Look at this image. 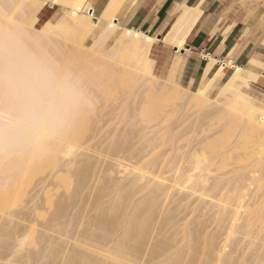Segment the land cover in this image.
Masks as SVG:
<instances>
[{"label":"bare ground","instance_id":"6f19581e","mask_svg":"<svg viewBox=\"0 0 264 264\" xmlns=\"http://www.w3.org/2000/svg\"><path fill=\"white\" fill-rule=\"evenodd\" d=\"M121 1L122 0H108L103 10L96 15L91 0H0V41H8L13 46L25 45L33 50L46 54L53 62L62 69L70 72L80 81L88 101L87 105L70 121L63 134L49 145L45 154L38 157L11 156L0 158V229L2 228V232L5 231L4 234L0 233L8 237L3 238L6 239L3 241H8L4 246L6 250L10 251L8 254H6L5 251H0V260L11 261L15 258L24 264H236L234 263L236 259H234L230 253L233 252L236 254V246L239 243L242 244L240 238L242 236L244 237V235H246V237H254L256 235L255 238L257 237V239H259L260 237L258 238L257 233L261 231L264 232V210L259 208V205H257L253 211L251 210L252 213H250V215H254V217L257 218L258 226L252 227L253 224L250 223V215V217H244V215L241 214L242 209V213L244 214L249 211V207L252 206L250 202H252V204L254 203V205L259 203V201H255L256 199L253 201L254 198L252 195H258L260 192L264 191V183H261L264 180H262V177H264V154L262 155L264 152V101L259 99L258 103L252 102L247 93L241 90L244 88L247 91L250 89L256 91L253 87L254 83L260 78H264V62L258 58L251 57L243 64H239L232 63L229 58H218L206 54L204 56L207 59V63L204 71H202L203 73L198 76L194 82L187 86L180 83L166 84L168 88L180 87L186 94L196 99L200 105H206L208 108H214L219 104L223 105L226 110L224 115L228 117V120L230 119L229 121H236L237 125L240 127L242 131L241 138L243 140L245 138L249 139L251 136L254 138V144H257L259 155L257 158L254 157L256 160L254 159L255 161H252V165H249L250 163L248 164L250 167L248 175L236 174V176L228 177L225 180H222L223 178L221 177L215 178L214 174H212L213 165L218 158L211 157V155L208 156L207 152L202 148L205 140L201 138L195 139L192 142V148L186 152L188 153L186 156L182 153V147L176 146L173 149L175 153L180 151L181 155L178 159L172 161L171 168L169 167L171 173L168 177L162 176L165 175L162 173V175H160V173L155 175L153 170L155 168L150 165V162L148 164V169L144 162V160L148 159L145 157V155L147 156L146 153L151 152L154 148L153 146H155L152 145L151 147L152 143L150 142H152V139L146 138L147 141L144 140L146 144L143 145V150H137L136 152L138 153L135 152L136 149L132 151L133 154L135 152V156L136 154L140 155L147 151L145 155L142 154L140 157L137 155L138 158L136 160H140V163L142 162L140 166L135 165H139V162L137 161V163L135 158V164L129 163L130 160H133L131 158L124 164L126 160L123 162L122 157L121 160H119L120 162L118 161L117 163V160L114 162L115 166L117 165V167L121 168L119 171L121 178L119 175L114 177V180L117 179L118 182L127 180L125 185L122 183L123 186H121L119 183L121 186L119 187L118 182L114 185V181L107 176V174L113 171L109 169L111 171L110 173L108 170V173L104 172L109 179H101V181L103 179L105 181L104 187L100 186L101 188H99L97 192H95L97 189L93 191L96 194H92L95 197V200L92 199L94 202L92 207L90 209L87 207L88 210H86V205L77 202L79 201L82 190L91 178L93 176L95 178V174L96 177L99 176L98 172L94 173V164H92L93 157L88 156L90 159L89 161H92V163L89 161L79 163V161H77L80 160L78 159L79 156L77 158L75 157L78 143H80L84 137V133L91 125L90 118L93 116L94 110L92 107L94 101L97 100L96 98H99L98 95L95 94H98V91H100L101 94L105 93L104 95L109 97L115 84L112 77L113 73L110 74L108 83H105L104 86H101L102 82H99L100 78L97 76H89L92 72V70L89 71V69L92 68V64L88 63L90 58L86 60V58L89 57V55L87 57L86 54L92 52L109 58L115 57L120 63L128 67L130 73L136 77L143 78V85L146 88H150L152 84L157 83L158 78H160L155 73V61L150 56L151 46L157 41L156 36L146 34L144 31L134 29L133 27L124 26L120 22L117 13ZM45 4L59 6L63 11L55 22L46 21L41 28L28 27L22 22L23 15L32 11L38 12ZM200 10L201 9L196 6L186 7L181 16L164 35V42L175 46L178 52L181 51L184 48L186 36L201 13ZM37 12L34 20H37ZM98 27H100V31L96 39L91 45L85 46L84 42L86 36ZM51 35H60L70 38L72 44L76 47V56L70 55L68 51H66L68 52L66 53L58 48L59 42H57L58 45L57 43L54 44L55 41L53 42L52 40L55 39L51 40ZM258 37L260 38V36ZM262 37L264 39V36ZM108 39H112V45L105 53L98 49L94 50L95 46H100ZM229 55L230 53L228 56ZM95 65L96 63L92 66ZM226 67L230 70L229 74L215 91L214 87L216 86V81L224 75L223 71ZM98 73L104 74L103 71L97 72V75ZM88 86H91V88L96 87L95 91H98H94V94L93 90ZM228 97H230V99H228ZM174 111L180 112L182 115L185 114L181 108ZM211 113L215 114L216 112L210 109L205 113V116H210ZM9 115L13 118L17 115V105L15 103H10L4 96L3 90L0 89V122L6 120ZM125 138L127 139V136ZM125 138L124 140H126ZM125 142L123 141L121 144L124 145ZM125 144V147H127V143ZM233 146H236V144ZM148 147L151 148L149 149ZM79 149L82 150V152L84 150L83 148ZM139 149H141V147ZM233 149L234 148L231 146L228 151L229 154ZM185 151H187V149ZM130 152L131 151H129V153ZM132 152L131 155L133 156ZM154 152L155 151H152L151 155L155 154ZM85 154L87 156V151ZM248 155L250 156V153H248ZM97 156L99 157V155ZM100 157L102 158V156ZM85 158L83 157V159ZM88 158L85 160H88ZM104 158L102 159L104 160ZM154 160L157 163V158H153V161L150 159L151 162L155 163ZM162 160L164 161V159ZM96 161L98 164L97 162L95 164H97V167L99 166L98 168L101 170L105 169L100 166V164H103L102 160L101 163L99 160ZM121 161L123 163H121ZM147 161L149 160H146V162ZM78 163L80 165H77ZM164 163L165 162H163V164ZM104 166L106 167V165ZM150 166L153 168L151 169L152 171L149 169ZM163 170L164 173L165 169L163 168ZM117 171L113 172L116 173ZM38 175H40L39 179L36 178L35 180V177H38ZM62 175L65 176L63 177ZM103 175L100 173V176ZM49 177L53 178L51 180H58V183L59 178H61L60 181H62L67 188L65 191L62 189L65 192L64 194L54 192V186L50 188L47 187L52 183L48 181ZM118 177L121 180L118 179ZM238 180L243 181L242 185H240L241 188L237 187L235 184ZM72 182L74 185L73 188L70 189V183ZM36 185H39V188L35 189ZM93 186L92 188H94ZM45 187H47V189H45ZM86 187H88V185ZM224 187L227 188V191L223 190ZM51 188L53 189L51 190ZM56 188L55 190L58 191ZM89 188L88 190H90ZM238 188L240 191L236 190ZM31 189H33V192L27 197V193ZM172 189H176L181 195V200L188 198L187 200L189 202L192 199L202 202L204 198L208 197L210 202L215 205L214 208L217 206V212L216 209H213L214 212H219L221 215L224 213L226 214L229 208L228 206H230L228 210L230 212V216H228L230 220H228L229 222L226 226L224 225L225 221L223 223L226 229L223 230H225L226 233L224 231H219L218 233H216L217 231L214 233L211 232V234L205 235L204 238L200 233L198 234L200 239L196 231L197 236H194V238L190 236V232L194 230L191 229L190 231L188 228H184L186 224L184 222V227L181 229L182 234L179 235L181 237L177 236L182 242L176 245L180 240L177 239L178 241H176V235L174 236L172 234L176 233L174 229L177 226H175V228L173 227L175 232L167 234L169 233L168 231H170L168 229V231H165L167 233L161 234V225H164L166 230L168 226V228H171V225H173L171 222L172 214L169 216V213L166 214V218L161 219L165 223L159 221V223L162 222L160 225L157 221L159 229L155 230V228H158V226L155 227L154 224H156L155 221L158 217L155 218L158 212L157 209L160 205V197H164L165 200L168 199V196L172 195ZM261 189H263V191H260ZM40 191L43 192H41L43 195L39 194ZM85 191H87V189ZM235 191H237V194L233 196ZM229 192H231V194ZM89 195L87 199L91 197V191ZM246 195L248 197L251 195L253 199L249 197L251 200L248 202V200H245L246 198L244 199ZM104 197L108 198L104 200L105 203L102 201ZM172 197L174 198V196ZM24 198L26 202L23 203L21 207L19 206L20 208L15 209L14 207L19 203L21 205ZM262 202L264 203V199ZM163 203L164 200L162 204ZM263 203L261 204L264 205ZM77 204H79V207H75L78 206ZM194 204L192 209L195 207L194 209L203 210L201 205L194 206ZM91 210H94L93 214L90 212ZM209 210L212 211V208ZM228 211L227 213L229 214ZM88 213L91 215L87 216L89 215ZM216 217L218 218L217 215ZM254 217L252 219H254ZM169 220L170 222H168ZM195 222L196 221H194V223ZM216 222L214 223L216 224ZM169 223L172 224L170 225ZM165 224H167V227ZM181 224L182 223L179 225ZM188 224L187 222V226H189ZM153 226L155 227L154 230ZM190 226L189 229L191 228ZM250 226L256 229L254 231V236L252 235L253 232L250 233ZM197 227L195 230H197ZM8 228L9 230H7ZM151 229L152 232H157L156 236L158 233L162 235L156 243L153 241L155 245L153 249L147 247V240H149V236L151 238L153 235ZM235 233L243 234H241L242 236L238 241V237H235L236 240L233 238ZM224 234L225 236L220 237ZM158 236L160 235L158 234ZM28 237H30L31 243L34 245L33 248L35 249L33 250L23 247V243ZM198 238L200 240L203 238V243H200L201 241L198 243ZM243 239H245V237ZM193 240L196 242V245ZM251 240L249 242H251ZM261 240L264 243V239L262 238ZM261 240H259V243ZM254 241L258 240L254 239ZM197 243L202 244V246H199ZM247 245L248 247L252 246L254 250H257L258 246L260 247V245L255 246L256 244H254V242L248 243ZM193 246H197V249L200 247V255L197 253L198 250ZM239 246L240 245L237 246V250ZM227 247H229V249H227ZM245 249L247 248L245 247L244 250ZM242 250L243 249H241V251ZM256 250L252 253L255 254L252 257L253 259L251 258L252 262H249L250 260L246 261L245 257H243V260L239 259V263L264 264V249L263 252L261 251L262 248H258L257 252ZM5 256L9 257L5 260ZM197 256L200 258H197ZM197 259L199 260L197 261Z\"/></svg>","mask_w":264,"mask_h":264},{"label":"rangeland","instance_id":"374dc122","mask_svg":"<svg viewBox=\"0 0 264 264\" xmlns=\"http://www.w3.org/2000/svg\"><path fill=\"white\" fill-rule=\"evenodd\" d=\"M45 5H47L46 10H44V9L42 10V8ZM45 5L42 6L38 12L32 11V12H29V13H26L25 15H23L22 16V22L28 27L32 26V27H36V28H41L42 25L46 21L55 22L59 18V16L63 13V11L60 9L59 6L52 9L50 5H48V4H45ZM36 12H37V20H34ZM96 15H98V14H96ZM99 31H100V27L96 28L92 33L88 34L86 36L84 45L85 46L91 45V43L96 39ZM51 36H52V38L50 37L51 40L55 39V40H52L53 42L55 41L54 44L59 42V45L57 43L58 48L62 49L65 52L68 51L69 53L68 52H66V53H68L70 55L76 56L77 50H76V47H74V45L72 44V40L70 38L62 37L60 35H56V36L51 35ZM111 45H112V39H108L104 43H102L100 46H95L94 50L98 49L99 51L105 53L107 51V49L111 48ZM86 55H87V57L89 55V57L86 58V60H88L89 58L91 59V60L90 59L88 60L89 62L87 61L88 63H91L92 65L96 63L95 66L91 65L92 68H90L89 71L92 70V72L90 73L91 75H89V76L90 77L91 76L92 77L97 76L98 78H100L99 82H102L101 86H104L105 83L106 84L108 83V79L110 77V74L113 73L112 77H113V80L115 81V84H114V89H113L112 93L109 95V97L107 95H104L105 93L101 94L100 91H98V90L95 91L96 87L91 88V86H88V87H90V89L93 90V92L98 91L100 94L99 93L95 94V92H94V94L98 95L99 98H96L97 100H95L94 104H93L94 108L92 107V109H94L95 112L93 110V114H92L93 116L91 115L92 117L90 118V120H91L90 124L91 125L89 126L87 131L84 133L85 138L83 137L82 140L80 141V143H78V148L76 150V156L75 157L77 158L79 156L78 159H80V160H77V161H79V163L89 161L90 159L88 158V156L93 157V163H92V161H89V162L94 164V171H95L94 173L98 172L99 176H100V173L102 175L104 174V172L108 173L107 170L109 171V173L112 170L114 172L118 170L117 171L118 175H117V172L114 173L113 171H112V173H110L111 175L107 174V176L112 181H114L113 182L114 185H116V182H118V180L115 179V180H117V181H115L114 177L120 175V178H121V174L119 173L121 168L117 167V165L115 166L114 162L117 160V163H118V161L121 160V157H122L123 162H124V160H126L124 162V164H126V162H128L131 158L133 160H130L129 163L131 162L132 164L133 163L135 164L138 161L139 165L138 164H135V165L140 166V164L142 162L140 163V160H136L138 158L137 157L138 154H136V156H135V152L137 150L138 151L143 150L144 148L142 149V147H144L143 145L146 144V141H147L146 138H149V139H152V142H150V143H152L151 147H152V145H155V146H153L154 148L152 150V151H155L154 152L155 154H153L154 156L151 155L152 151L149 153H146L147 152L146 151L145 153L147 154V156L145 155V153H141L138 156L140 157L142 154H144L145 157L148 158V159H146V160H149L147 162L144 159H142V160H144V162L146 163L147 169H148V164L150 162V165L153 166V168H155V169L151 168V166L149 169L150 170L153 169L155 175H158V173H160V175L165 174L162 176L168 177L171 173L169 169L171 168L170 166L172 165L171 164L172 161L174 159H178L181 155L180 151L175 153L173 149L176 146L182 147L181 148L182 153H184V155L186 156L188 154L186 152H188L192 148V145H193L192 142L195 139L201 138V139L205 140L203 145H202V148L204 151L207 152L208 156L211 155V157L218 158L216 160L215 164L213 165L212 174H214L215 178L221 177V178H223L222 180H225L228 177L236 176V174H243V175L249 174V171H250L249 165H252L251 164L252 161L254 162L256 160L255 158H257V156L259 155L258 147L256 146L257 144H254V138L252 136H251V138H249V139L245 138L244 140L241 138L242 137V131H241L240 127L237 125L236 121H232V120L229 121L230 119L228 120V117H226L224 115L226 110H225V107L223 105L219 104L218 106H216L214 108H208L206 105H200L196 101V99H194L193 97L186 94L184 92V90L181 89L180 87L168 88L167 85H170L172 83L177 84L179 82L174 81L170 78L161 77L156 68H155V73L160 78H158L157 83L152 84V86H151L152 88L151 87L146 88L143 85L144 84L143 78H139V77L134 76L132 73L129 72L128 67L126 65H124L123 63H120V61L117 60L115 57L109 58V57H106L103 55H98V54L92 53V52H89ZM150 56L153 57L152 51L150 52ZM92 60H93V62H92ZM99 66H100V68H99ZM102 71L104 74L98 73V75H97V72H102ZM218 88H219V85H216L214 87V90L216 91ZM242 91H244V90H242ZM228 99H230V97H228ZM249 99L252 102H255L252 98H249ZM179 108H181L182 111L185 112L184 115H182L180 112L174 111L177 109L179 110ZM210 109L215 110L216 113L215 114L211 113L210 116H205V113ZM150 129H151V131H150ZM126 136H127L128 140L125 138ZM124 138L126 140H124ZM144 140H146V141H144ZM242 140H243V142H242ZM123 141L124 142L126 141L125 143H127L128 148L125 147L126 146L125 143H124V145L121 144V143H123ZM142 142H143V144H142ZM235 144H236V146H233ZM140 145H142V146H140ZM79 146H81V147H79ZM122 146H124V147H122ZM231 146L234 149L229 154L228 151L230 150ZM255 146H256V148H255ZM140 147H141V149H139ZM79 148H81V149L85 148L86 150L84 149L82 152V150H80ZM89 148H90V150H89ZM125 148H126V150H125ZM133 149L134 150L136 149L134 154L132 152ZM157 149H158V151H157ZM186 149H187V151H185ZM256 149H257V151H256ZM91 150H93V151H91ZM86 151H87V156L85 154ZM129 151H131L133 156H135V157H133L131 155V152L129 153ZM156 151H157V154L160 153L161 155L159 154L158 156H156L157 155ZM136 153H138V152H136ZM248 153H250V156L248 155ZM263 154H264V152L262 153V155ZM97 155H99V157ZM106 155H108V156H106ZM212 155H214V156H212ZM100 156H102V158L105 157L106 159L104 158V160H103ZM149 156H150V158H149ZM83 157L84 158L87 157L88 160H85L87 158L83 159ZM117 157H120V158H117ZM134 158H135L136 162H135ZM153 158H155V159L157 158V160H158V161L156 160L157 163L155 162V160H154L155 163L150 161V159L153 161ZM251 158H253V159H251ZM100 159L102 160V163H103L102 165L100 164L101 163ZM162 159H164V161ZM96 160H99L100 166L104 167L105 169L101 170L100 168H98L99 166L97 167L98 162ZM105 161L107 162V164ZM96 162H97V164H95ZM123 162L121 161V163H123ZM163 162H165V163L163 164ZM167 162H168V164H167ZM79 163L77 165H80ZM129 163H127V164H129ZM104 165H106V167ZM159 165H160V167H159ZM161 168H162V170H161ZM163 168L165 169L164 173H163V171H164ZM155 170H156V172H155ZM62 176L64 177L65 175H62ZM99 176L96 177V174H95V178H94V176L91 178V180L87 184L88 187H86L87 185L85 186V188L82 190V192L80 194L79 201H77L79 204L86 205V210L90 209L92 207V204L94 203L92 199L95 198L93 195H95L96 193H94L93 191H95V189H97L95 191V192H97L99 190V188L104 187V185H105L104 179L105 178L109 179L108 177H106V174H104L103 176H100V178H99ZM39 177H40V175H38V177L36 176L35 180H36V178L39 179ZM63 177H62V179H63ZM102 178H104V179L101 181ZM120 178L118 177V179H120ZM51 179H53V178L49 177V179H48V181L52 182L50 184L51 186L48 185L47 187L50 188V187L54 186L53 187L54 192H57L58 194H64L65 193L64 191L67 188L65 187L63 182L60 181L61 178H59V183L57 182L58 180H56V179L51 180ZM96 179H97V181H96ZM99 179H100V182H99ZM263 179H264V177H262V180ZM89 183H90V185H89ZM119 183L121 184V186H123V184L125 185V183H127V180H123L121 182H118V186L121 187ZM242 183H243V181H241V180H238L235 182L236 186L239 188H241L240 185H242ZM261 183H264V180ZM59 185H61V186H59ZM73 185H74L73 182L70 183V187H71L70 189L73 188ZM92 186L94 188H92ZM47 187H45V189H47ZM89 187H91V188H89ZM37 188H39V185L35 186V189H37ZM53 188H51V190ZM55 188L58 191H56ZM88 188L90 190H88ZM239 188L236 190L240 191ZM86 189H87V191H85ZM91 189H93V190H91ZM263 189H264V184H263ZM263 189H261L260 191H263ZM223 190L227 191V188L224 187ZM53 191H51V192H53ZM90 191H91V197H89V199H87L88 196H90L89 195ZM32 192H33V189H31L27 193V197L30 194H32ZM41 192L42 191H40L39 194L43 193V192L42 193ZM263 192H260L258 195L255 194V196L251 194L254 199L251 197V195L249 196L253 199V201L255 199H256L255 200L256 202L259 201V203L255 204V205H254V203L252 204V202H250L251 199H249V197L247 195L244 197V199L246 198L245 200H248V202H250L252 206L249 207L250 208L248 211L249 214H248V212L246 213L245 211H244L245 214L242 213L243 209L241 210V214H243L244 217L245 216H247V217L251 216L250 223L253 224V226L251 224L252 227H254L256 225L258 226V220H256L257 218L254 217V215L253 216L250 215V213H252L253 209H255L257 205L260 206L259 208L264 210V207H263L264 205L261 204V203H263L262 201L264 199ZM229 193L231 194V192H229ZM171 194H172L171 196H168L169 198L167 197L168 198V199H166L167 201L164 199V197H162V196L160 197L161 199H160V205L158 208L159 210L157 209L158 212L156 211L157 214H156L155 218L157 216L158 217H157V220L155 221L156 224H154L155 227L158 226L157 221L159 223V221H162L161 219L166 218V214L169 213L168 214L169 216H171L170 214H172V217H173V219L171 217V220H172L171 222L173 223V225H171L172 223H169L171 225V228H168L169 226L167 227V224H168V222H170V220L167 222V224H165L167 227V230H166L164 225L160 224L163 221L159 223L162 226V227H160V229L162 228L161 229L162 235L164 233H167L165 231H168V229L171 232L168 231L169 233H167V234H171L172 232H175L174 230H176V233H173L172 235H174V236L176 235V237H175L176 241L180 240V238H178V237H181L179 235L182 234L181 229L184 227L185 223L186 224H185L184 228H188V230H190V231H191V229H193L195 231V232L189 231L191 233V235H190L191 237L197 236L198 234L201 233V236L203 235L202 237L204 238L205 235H207L209 233L211 234V232L214 233L216 231H217L216 233H218L219 231H222V232L224 231L226 233L225 226L229 222L228 220H230V218L228 217V216H230V212L228 211L230 209V206H228L229 208L227 209L229 214L226 211V214L224 213L221 215V213L219 214V212L218 213L214 212V210L217 208V206H216V208H214L215 205H213L210 202V199L208 197L204 198V200L202 202L198 201V200H193V199L190 200V202H189L187 200L188 198H186L185 200H181V195L176 191V189H172ZM235 194H237V191H235V193H233V196ZM92 196H93V198H92ZM172 196H174V198ZM230 196H232V195H230ZM52 197L55 198L54 196H52ZM41 198L43 199L42 196H41ZM260 198H262V199H260ZM105 199H108V198H106V197L102 198V201L104 203H105V201H104ZM163 200H164V203L162 204ZM23 201L21 202V205L19 203L14 208L15 209L20 208L22 206V204L26 202L25 198ZM106 202H107V200H106ZM86 203H88V204H86ZM79 204H77L78 206H75V207H79ZM178 204H180V205H178ZM191 204H192V206H191ZM193 204H194V206L201 205L203 210L201 209L202 210L201 211V210L194 209L195 207L192 209ZM226 204L229 205L228 203H226ZM82 205H80V206H82ZM185 205L187 206V208ZM82 207L85 208L84 206H82ZM87 207H89V208L87 209ZM188 207H189V209H188ZM210 207L212 208V211L209 210V209H211ZM170 208H171V210H170ZM93 211L94 210H91L90 212H92V214H93ZM199 211H201V212H199ZM210 212H211V214H210ZM216 212H217V209H216ZM214 213L218 216V218L216 217V215ZM90 215L91 214H89L87 216H90ZM163 216H165V217H163ZM220 216H222V217H220ZM215 217H216V219H215ZM253 217H254V219H252ZM185 218H186V220H185ZM226 218H228V219H226ZM82 219H87V218H82ZM194 221H196V222L194 223ZM224 221H225V224H224L225 226H223ZM187 222L189 223L188 224L189 226L191 225L190 229H189V226H187ZM214 222H216V224ZM163 223H165V222H163ZM180 223H182V224L179 225ZM154 226H153V230L155 228ZM175 226H177L176 228H178V229H176ZM196 227H197V230H195ZM222 227H224V228H222ZM252 227L250 228V230H251L250 233L253 232L252 235L254 236V231L256 229H253ZM37 228H39V227H37ZM1 229H0V232L4 234V232H5L4 229H3L4 232H2ZM158 229H159V226L157 229L155 228V230H158ZM209 229H210V231H209ZM223 229H225V230H223ZM7 230H9V228ZM204 230H206L207 232ZM151 232H152V229H151ZM151 232H150V235H151ZM1 233H0V241H1L0 242V246H1L0 251H2V252L5 251L6 254H8L10 251L6 250V247L4 246L8 241H3V240H6L3 238H8V237L7 236L5 237V235L3 236V234L1 235ZM156 233H155V231H153L152 232L153 237L151 236V238H150V236H149V240H147V247L150 249L151 248L153 249V247L155 248L154 242L156 243V241H158L162 236L160 233H158L160 236H158V234H157V236H158L157 237ZM196 233H197V235H196ZM193 234H195V235H193ZM241 234L242 233H239V234L235 233L236 236L234 235L233 238L238 237L237 238V241H238L239 238L243 235V234L242 235ZM257 235H258V238L262 237L264 239V237H263L264 232L261 231V232L257 233ZM1 236H3V237H1ZM223 236H225V234L220 236V237H223ZM255 236L254 237H252V236L246 237V235H244L245 239H243L244 238L243 236L240 238V241H242V244H240V243L238 244V245H240L239 249L240 248L243 249L242 251H244V252H242L241 249L240 250L238 249L239 250L238 251L237 250L238 245L236 246L235 250L237 252L234 250L236 252V254L233 252L230 253V255L232 254L233 258L236 259V261H238V262H236L234 260L235 261L234 263L243 264V262L239 263L240 260H243L242 259L243 257H245L246 261L250 260L249 262H252V259H253L252 257H253V255H255L252 253H254V251L256 249L254 250L252 246L248 247V245H247L248 243L254 242V244H256L255 246L260 245V247L259 246L257 247V250H258V248L259 249L262 248L261 251L263 252L264 243L261 240L262 238L257 239V237L255 238ZM198 237H199V235H198ZM199 238H198L199 241H197V242L199 243L201 241L200 243H203V241H202L203 238H202V240H200L201 238L200 239ZM249 239L250 240L252 239L251 242H249L250 241ZM254 239L258 240V241H254ZM151 240H152V242H151ZM235 240H236V238H235ZM259 240H261L260 243H259ZM243 241H244V244H243ZM181 242L182 241L180 240L176 245L181 244ZM194 244L196 245V242ZM198 245L202 246V244H198ZM261 245H262V247H261ZM23 247H25L26 249H31V250L35 249V248H33L34 245H33V243H31L30 237L25 239V241L23 243ZM245 247L247 248V249H245L246 251L244 250ZM194 248H196V250H198L197 253L199 254V252H200L199 248L200 247L198 249H197V246ZM249 248H250V250H249ZM254 248H256V247H254ZM227 249H229V247H227ZM257 250H256V252H257ZM200 254H201V252H200ZM7 257H9V256L4 257L5 260ZM235 257H237V258H235ZM197 258H200V257L197 256ZM14 259L11 261H1L0 260L1 261L0 264H2V263L3 264H24L21 261L16 260V259L14 260ZM198 260L199 259H197V261Z\"/></svg>","mask_w":264,"mask_h":264},{"label":"crops","instance_id":"0c3cea01","mask_svg":"<svg viewBox=\"0 0 264 264\" xmlns=\"http://www.w3.org/2000/svg\"><path fill=\"white\" fill-rule=\"evenodd\" d=\"M91 1L95 14L108 2ZM46 6L42 10H46ZM188 6L200 8L201 13L185 38L184 48L178 52L175 46L164 42L163 37ZM118 10V18L124 26L156 36L151 51L160 76L186 86L203 73L206 54L229 58L239 64L251 57L264 62V0H122ZM229 71L228 67L224 69L216 85L223 83ZM253 87L256 91L242 90L255 102L264 101V78Z\"/></svg>","mask_w":264,"mask_h":264},{"label":"clouds","instance_id":"9594fccd","mask_svg":"<svg viewBox=\"0 0 264 264\" xmlns=\"http://www.w3.org/2000/svg\"><path fill=\"white\" fill-rule=\"evenodd\" d=\"M0 89L17 115L0 122V158L38 157L88 101L80 81L46 54L0 41Z\"/></svg>","mask_w":264,"mask_h":264}]
</instances>
